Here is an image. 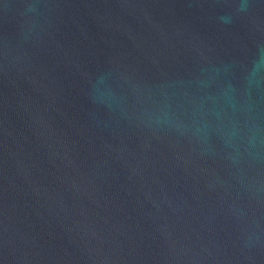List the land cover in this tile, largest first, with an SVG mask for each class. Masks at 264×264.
I'll list each match as a JSON object with an SVG mask.
<instances>
[{
	"label": "water",
	"instance_id": "1",
	"mask_svg": "<svg viewBox=\"0 0 264 264\" xmlns=\"http://www.w3.org/2000/svg\"><path fill=\"white\" fill-rule=\"evenodd\" d=\"M0 264H264V0H0Z\"/></svg>",
	"mask_w": 264,
	"mask_h": 264
}]
</instances>
